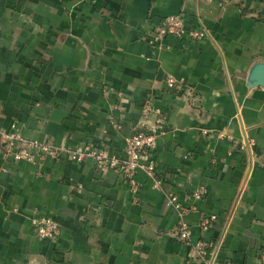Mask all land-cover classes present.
Instances as JSON below:
<instances>
[{"label":"crops","instance_id":"crops-1","mask_svg":"<svg viewBox=\"0 0 264 264\" xmlns=\"http://www.w3.org/2000/svg\"><path fill=\"white\" fill-rule=\"evenodd\" d=\"M182 15L203 41L150 34ZM264 64V0H0V129L74 149L123 156L150 102L165 117L156 181L138 171L134 192L114 169L63 152L40 166L15 162L0 144V264H197L177 234L169 193L200 219L216 264H264V88L249 87ZM182 79L181 90L167 78ZM56 219L55 242L35 236L31 218Z\"/></svg>","mask_w":264,"mask_h":264},{"label":"built area","instance_id":"built-area-1","mask_svg":"<svg viewBox=\"0 0 264 264\" xmlns=\"http://www.w3.org/2000/svg\"><path fill=\"white\" fill-rule=\"evenodd\" d=\"M177 37L194 42L203 41L207 37V30L198 20L196 26H190L182 15L166 17L160 25L154 28L150 34L149 42L156 45L167 37ZM167 85L174 90H181L186 86L182 79L172 76L167 78ZM141 113L144 117L155 115V123L151 126L141 125L126 138V148L123 156L111 155L106 149L95 148L91 145L80 146L74 149L58 147L51 141L27 139L21 130L13 126L10 131L0 129V144H4V155L15 162L26 161L40 166L45 160L56 161L65 152L72 162H81L92 159L99 167L118 171L123 181L137 192L138 185L135 179L138 171H144L150 179L156 181L155 151L158 139L166 132L164 114L154 109L150 102H146ZM161 186V181H156ZM206 188L200 187L190 195V202L184 203L172 193L167 195V207L174 209L178 215L179 223L177 234L179 239L187 245H191L196 254L197 264H216L213 251L215 242L208 237L217 222V215L205 214L200 219V237L194 238V233L189 222L186 220L191 212H198V203L207 195ZM31 227L37 238L44 242H55L61 234L60 223L48 216L36 215L31 218Z\"/></svg>","mask_w":264,"mask_h":264},{"label":"water","instance_id":"water-1","mask_svg":"<svg viewBox=\"0 0 264 264\" xmlns=\"http://www.w3.org/2000/svg\"><path fill=\"white\" fill-rule=\"evenodd\" d=\"M247 83L249 87L264 88V64L259 63L252 68Z\"/></svg>","mask_w":264,"mask_h":264}]
</instances>
